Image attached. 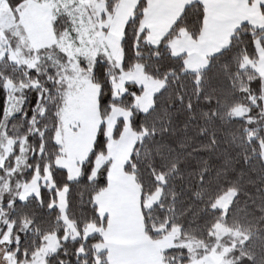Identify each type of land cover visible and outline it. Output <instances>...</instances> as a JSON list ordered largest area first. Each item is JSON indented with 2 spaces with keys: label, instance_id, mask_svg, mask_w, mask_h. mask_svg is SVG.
<instances>
[{
  "label": "snow or ice",
  "instance_id": "obj_1",
  "mask_svg": "<svg viewBox=\"0 0 264 264\" xmlns=\"http://www.w3.org/2000/svg\"><path fill=\"white\" fill-rule=\"evenodd\" d=\"M0 264H264V0H0Z\"/></svg>",
  "mask_w": 264,
  "mask_h": 264
},
{
  "label": "trees",
  "instance_id": "obj_2",
  "mask_svg": "<svg viewBox=\"0 0 264 264\" xmlns=\"http://www.w3.org/2000/svg\"><path fill=\"white\" fill-rule=\"evenodd\" d=\"M253 194L256 195L255 191L253 190Z\"/></svg>",
  "mask_w": 264,
  "mask_h": 264
}]
</instances>
